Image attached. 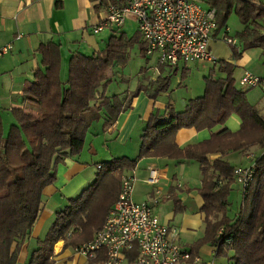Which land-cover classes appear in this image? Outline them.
Masks as SVG:
<instances>
[{"label":"trees","instance_id":"trees-1","mask_svg":"<svg viewBox=\"0 0 264 264\" xmlns=\"http://www.w3.org/2000/svg\"><path fill=\"white\" fill-rule=\"evenodd\" d=\"M203 2L215 10L212 36L227 28L229 16L235 13L243 28L231 38L241 40L245 48L258 46L264 50V0ZM224 34L230 37L229 31L224 30ZM140 39L138 34L121 32L110 36L102 50L74 54L64 84L59 79V45L48 43L40 48L41 67L24 87L25 100L35 105L37 113L28 108L11 109L14 123L6 133L0 118V264H17L20 246L29 238L42 208L43 190L55 181L57 165L83 149L91 126L88 114H105L107 128L142 91L139 86L124 97L107 96L109 84H116L117 75L130 61L129 51L140 43L144 54L145 43ZM236 50L233 47L235 55ZM214 64L223 77L205 76L203 94L189 99L183 110L175 111L167 104L163 113L152 112L141 136L138 158L196 162L205 217L201 243L214 245V257L231 250L229 264H264V120L247 103L245 91L234 85L232 66L218 59ZM232 114L241 120L235 132L222 128L205 141L182 147L174 141L181 128L211 129L223 125ZM249 148L260 152L251 166L252 177L242 190V203L229 217L228 195L236 176L235 167L223 157ZM135 162L120 157L99 165L92 183L56 213L26 264H51L52 247L60 239L65 246L73 247L91 240L118 199L121 177ZM126 257L123 264H130L134 251L126 252Z\"/></svg>","mask_w":264,"mask_h":264},{"label":"crops","instance_id":"crops-1","mask_svg":"<svg viewBox=\"0 0 264 264\" xmlns=\"http://www.w3.org/2000/svg\"><path fill=\"white\" fill-rule=\"evenodd\" d=\"M195 1L201 5L200 2ZM103 4L104 0H0V50L7 47L0 54V118L5 133L14 123L10 114L11 109L28 108L27 110H32L34 114L37 113L35 105L25 100L24 87L33 80L34 72L41 67L39 52L41 47L48 43L59 45V79L64 84L68 80L69 60L74 54L90 55L102 50L107 43V41L103 42L102 33L109 34L108 39L112 35H117L115 29L119 27L115 26L106 27L98 33L93 32V26L104 17ZM201 6L208 9L205 2H202ZM127 20L134 21L128 18L124 24ZM112 27L115 29H111ZM242 28L238 20V29L233 36ZM134 30V33L139 35L136 23ZM224 30L226 28L217 37L212 36L209 50L213 52L216 42L222 43V48H226L225 51H221L223 55L217 56L213 53L216 59L232 66L234 85L236 86L234 77L236 69L239 77L245 70L264 77V50L258 46L245 48L242 41L236 37L235 44L229 45L222 39ZM140 40L142 41V38ZM100 43L104 44L103 48ZM140 46L139 43V46L134 47L136 49L134 57L137 61L133 62L128 76L125 77L124 72H121L122 76L118 74L116 84L114 85L113 82L109 84L107 96L120 94L124 97L139 86L142 91L132 97L129 107L118 112L115 120L107 128L104 127L105 114L98 111L88 114V118L91 115V126L86 134L83 149L77 155L64 157L57 165L55 181L43 190L42 208L32 226L29 238L20 246L17 264H26L30 253L37 247L38 240L43 239L54 221L56 213L65 208L69 199L76 197L79 190L85 189L92 183L99 165L120 157L136 160L134 167L124 173L134 176L132 200L140 203L149 199L156 187H159L162 193L169 194V198L162 199L152 208L160 223L177 230L176 242L181 249L195 252L201 259L203 258L200 254L207 258L209 251L212 250L214 258L216 253L214 245L211 242L201 243L205 233V217L201 210L203 199L198 191L201 176L192 182L193 184L197 182V185L191 184L190 175L186 176L191 170L195 172L199 170V165L193 161H172L161 157L138 158V155L141 136L152 112L163 113L167 104H171L175 111H181L189 99L203 94L204 80L203 87L186 95L187 99H184L185 97L181 99V108H177V103L172 98L173 92L182 85L180 80L188 74L190 66L199 64L202 69L207 70L202 78L209 74L215 78L223 77V74L220 73L218 65L211 62L179 60L173 66L161 64L158 52L147 55L144 50L143 54ZM233 47H236L238 54L233 53ZM151 57H154V61L149 65ZM119 77L121 80H126L125 86L118 87L121 83ZM184 87L187 88L185 84ZM244 91L247 103L264 120L259 113L260 110H264L260 103L264 95L258 88ZM4 121L8 124H4ZM240 125V118L232 114L223 125H216L211 129L181 128L176 132L174 141L182 147L205 141L213 132L222 128L235 132L239 130ZM245 154L238 151L229 152L223 158L231 165L233 164L230 158H234L237 161L233 165L235 168L251 167L252 164H247L251 160L254 163L255 157ZM150 166L157 167L161 172V178L156 186L147 182ZM233 188L241 195V204L242 185L236 180L231 184L230 193ZM103 252H97L95 256L87 258L77 254L73 246H65L60 239L52 247L51 264H103L105 258Z\"/></svg>","mask_w":264,"mask_h":264},{"label":"built area","instance_id":"built-area-1","mask_svg":"<svg viewBox=\"0 0 264 264\" xmlns=\"http://www.w3.org/2000/svg\"><path fill=\"white\" fill-rule=\"evenodd\" d=\"M103 6L104 17L93 26L94 33L109 26L120 27L132 18L145 43V53L158 52L161 64L216 61L209 50L216 27L213 8L205 9L194 0H104ZM222 39L235 44V39L225 34ZM239 86L242 90L258 88L264 95V77L248 70L239 78ZM234 173L244 190L252 177L251 167H236ZM160 178V170L148 167L149 184L156 186ZM133 188L134 176L123 175L117 201L94 237L74 247L77 254L91 258L104 249L103 264H123L130 251H134L130 264H214L181 249L176 242L177 230L160 223L154 214L152 208L169 194L156 187L149 199L135 203Z\"/></svg>","mask_w":264,"mask_h":264},{"label":"rangeland","instance_id":"rangeland-1","mask_svg":"<svg viewBox=\"0 0 264 264\" xmlns=\"http://www.w3.org/2000/svg\"><path fill=\"white\" fill-rule=\"evenodd\" d=\"M197 1L200 2V3L203 2V0H197ZM227 26H228V30H229V36L230 37H234L233 36V33L236 31V29H238V20H237V17H236L235 14H231L230 15V17L228 19ZM111 29H115V28L112 27ZM134 29H135V22L132 21V20H127L126 24L122 25L119 28H116L115 31L117 32V34H120L121 32H125L128 35H133L134 34V31H135ZM102 34L103 35L101 37H103V42L105 43L107 41V39H108L109 34H106V33H102ZM221 36H222V33H221ZM100 44H101V48H103L104 47V44L103 43H100ZM221 44L222 43H220V42L214 43L215 49H213V52L217 56L223 55L224 53H222L221 51H225L226 50V48H222V45ZM135 52H136V49L135 48L134 49H131L129 51L128 54L130 55L131 60H130L129 64H127V66L125 67L124 71H120L119 72V75L120 76H122L121 72H124V76L125 77L128 76L127 74L130 72V70H131V68L133 66V62H136L137 61L136 57H134V53ZM213 52L211 51V54L213 56H215V54ZM153 61H154V57H151V60L149 62V65L152 64ZM205 73H207V70L202 69V66H200L199 64H197L196 66H194V65L193 66H190V70H189L188 74L184 78H182L180 80L181 83H182V85L179 88H177L173 92V94H172L173 100L177 103L176 104L177 108H181L182 107L180 105V103H181V99L183 97H185L184 99H187V96L186 95H190V93H194L195 90H197L198 88L203 87L204 81H203V78H202L203 76L202 75H205ZM237 73H238V70L236 69V71L234 72L235 84H236L237 87L240 88V86H239V79L238 78H240L242 76V74L239 77V76H237ZM119 80L121 81V83L118 85V87L119 86L122 87V85L125 86V84L127 83L124 80H121L120 77H119ZM202 81H203V83H202ZM113 84L115 85L114 82H113ZM184 84L187 86V88L184 87ZM260 103L262 104V107H264V99H262L260 101ZM259 113H260L261 117L264 118V110H260ZM3 123L4 124H8L5 121ZM229 125L231 126V122L229 123ZM259 152H260V150H257L256 148H249L244 153H246L245 154L246 156H250V157L251 156H254V157H256V155ZM230 162L233 165H235V163H237V161L234 160V158H230ZM243 162H245V160H243ZM245 164H246V162H245ZM251 164L253 165V160H251L247 165H251ZM243 165H244V163H243ZM155 168H157V167H155ZM240 168H243V167H240ZM188 175H190V180H191L190 182H191V184L192 185H197V182L195 184H193L192 182H194L195 179H197V178L199 179V176H200L199 170L197 169L196 172L193 171V170H191L190 172H187L186 173V176H188ZM178 177H180V176H178ZM82 190L83 189L79 190L78 195L82 192ZM229 199H230L231 205L228 208L227 215H229V217H232L234 215V212H237L238 209H239V207H240L241 195L238 194L236 192V190H234V188H233L232 191H231V193H230ZM142 202H144V201H142ZM54 218H53V220H54ZM160 218H161V214H160ZM232 254L233 253H232L231 250H227L224 255H216V257L213 258L212 250H210L209 253H208V257L207 258L203 257L202 254H200V255H201V257L204 260L205 259L207 261L213 260L214 264H229L228 258L229 257L231 258L232 257Z\"/></svg>","mask_w":264,"mask_h":264}]
</instances>
